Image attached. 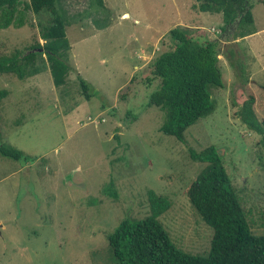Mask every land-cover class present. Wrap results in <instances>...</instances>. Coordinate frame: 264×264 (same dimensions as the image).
<instances>
[{"label":"rangeland","instance_id":"374dc122","mask_svg":"<svg viewBox=\"0 0 264 264\" xmlns=\"http://www.w3.org/2000/svg\"><path fill=\"white\" fill-rule=\"evenodd\" d=\"M249 2L256 32L228 39L222 13L196 0H58L66 83L55 86L47 66L23 79L0 72V142L35 158L0 154V264H116L107 236L123 217L149 213L150 190L169 203L157 218L176 246L205 253L214 230L185 193L206 164L190 152L207 145L220 152L253 232L264 233V148L238 115L252 95L264 117V0ZM46 16L27 12L23 26L0 28V54L42 44ZM175 27L217 39L224 81L211 86L215 109L183 141L159 130L164 111L148 105L159 79L145 80L173 48ZM78 74L97 95L86 97Z\"/></svg>","mask_w":264,"mask_h":264},{"label":"trees","instance_id":"16d2710c","mask_svg":"<svg viewBox=\"0 0 264 264\" xmlns=\"http://www.w3.org/2000/svg\"><path fill=\"white\" fill-rule=\"evenodd\" d=\"M196 1L200 10L222 13L221 28L228 39L256 32L249 0ZM27 12L46 13L45 21L39 22L43 42L31 44L23 53L15 50L0 54V72H12L23 79L47 66L55 86H61L70 72L64 58L70 45L58 0H0V28L10 24L23 26ZM169 35L173 48L161 52L149 65L146 83L155 79L159 82L149 95L148 105L164 111L159 130L183 141L184 131L215 109L211 86H223L224 81L218 65L217 39L195 36L180 27L170 29ZM78 80L88 99L98 94L81 74ZM4 93L6 90L0 91V95ZM254 102L251 95L241 104L238 115L248 129L260 135L259 143L264 148V117L258 120ZM0 154L25 163L35 160L1 142ZM190 156L206 162L185 194L198 215L213 227L209 249L201 255L179 249L157 218L169 203L150 190L149 213L138 218L123 217L107 236L116 264H264V233L253 232L218 149L207 145L191 150ZM106 192L115 197L109 190Z\"/></svg>","mask_w":264,"mask_h":264}]
</instances>
